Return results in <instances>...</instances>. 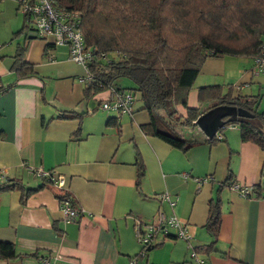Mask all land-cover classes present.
I'll use <instances>...</instances> for the list:
<instances>
[{
  "label": "crops",
  "instance_id": "crops-1",
  "mask_svg": "<svg viewBox=\"0 0 264 264\" xmlns=\"http://www.w3.org/2000/svg\"><path fill=\"white\" fill-rule=\"evenodd\" d=\"M25 27L16 2L0 0V86L10 85L0 93V173L22 186L0 193V242L12 244L16 254L0 264H38L44 257L50 264H190V250L209 244L208 255L196 253L206 264H264V152L257 145L240 141L236 127L224 129L212 144L196 126L188 128L194 132H182L183 138L199 143L184 152L144 135L148 115L138 100L130 116L105 115L99 106L108 90L85 99L82 67L64 47L46 50L50 43L29 37ZM20 49L32 72L16 79L11 65ZM200 76L202 84L227 87L232 96H257L255 112H264V74L256 73L250 58L207 59ZM197 88L186 103L204 111L211 103L200 109ZM69 113L78 117H59ZM136 158L143 167L138 187ZM28 170L61 177L63 186ZM228 176L250 192L257 188L261 198H242L228 187L216 191ZM202 177L212 181L197 188L193 179ZM65 193L80 211L70 223L58 208L57 197ZM161 194L175 201L172 208L156 198ZM215 196L220 215L214 240L204 226ZM158 213L177 218L191 239L184 242L170 230L168 237H156L151 250L143 249L135 224H152Z\"/></svg>",
  "mask_w": 264,
  "mask_h": 264
},
{
  "label": "trees",
  "instance_id": "trees-1",
  "mask_svg": "<svg viewBox=\"0 0 264 264\" xmlns=\"http://www.w3.org/2000/svg\"><path fill=\"white\" fill-rule=\"evenodd\" d=\"M33 3L35 0H28ZM52 6L76 13L78 29L84 45L92 55L88 65L90 79L83 97L112 89L137 95L140 111L146 112L148 122L141 126L144 135L155 137L182 152L199 143L183 138L184 129L194 128L197 118L213 107L235 108L253 114L261 129L250 125L227 122L216 136L205 139L212 144L219 141L228 127H236L239 139L257 145L264 152V112L257 113V96H232L231 89L203 86L196 89V101L211 103L204 111L187 106L186 100L200 68L207 59L223 57L250 58L264 54V0H51ZM27 22V15H23ZM28 26V25H27ZM30 34V27L23 28ZM54 47L47 44L45 49ZM112 58L107 60V56ZM11 69L16 79L30 74L31 67L22 61V49L13 58ZM124 79L132 88L115 85ZM0 86V93L9 89ZM199 106V105H198ZM176 107L184 109L178 114ZM60 118L78 117L61 114ZM113 124L114 119L109 118ZM219 135L220 139L217 140ZM135 185L143 177L138 158ZM231 176L217 188H229ZM46 184H50L46 182ZM22 190L20 182L3 178L0 193ZM34 190H26L25 195ZM253 188L255 199L261 198ZM71 199L65 193L62 195ZM62 196H58L59 200ZM205 228L215 240L220 215V198L209 202ZM170 235V234H169ZM168 237V235H166ZM213 244L196 250L208 255ZM16 257L12 244L0 242V260Z\"/></svg>",
  "mask_w": 264,
  "mask_h": 264
},
{
  "label": "built area",
  "instance_id": "built-area-1",
  "mask_svg": "<svg viewBox=\"0 0 264 264\" xmlns=\"http://www.w3.org/2000/svg\"><path fill=\"white\" fill-rule=\"evenodd\" d=\"M14 1L18 5L20 12L23 15H27V25L30 27V31L33 33L34 37L48 41L54 47L66 48L68 59L78 64L83 69L81 81L88 82L90 79L88 65L92 55L84 45L82 35L78 29V17L76 13L53 7L51 0H35L33 3H29L28 0ZM251 60L256 73L264 74V54L261 53ZM108 91L109 98L107 101L100 104L99 109L108 113L130 116L132 114L134 102L132 93L127 91L116 92L112 89H108ZM217 134L218 133H216L215 136ZM216 138L219 140V135ZM28 171L35 177L49 182L57 189L63 186L62 178L54 177L50 172H43L41 170ZM3 178L4 176L0 173V181ZM182 178L186 179V176L183 175ZM211 181L210 177L193 179L197 188L203 184H210ZM229 189L242 198H249L251 196L249 188L240 187L236 183H232ZM156 198L167 203L170 208L175 204V201L170 199L166 194L158 195ZM58 208L65 223L72 222L80 215V211L74 209L69 199L63 196L58 200ZM170 230L173 232L175 238L181 239L184 242H188L191 239L184 225L173 215L165 216L162 213H158V217L154 223H136L134 228L136 241L143 249L151 247L157 236H166L169 234ZM190 251V264H206L205 258L199 257L198 254L194 253L192 250ZM38 264H50V262L47 257H44L38 260ZM130 264H136V262L133 260Z\"/></svg>",
  "mask_w": 264,
  "mask_h": 264
},
{
  "label": "water",
  "instance_id": "water-1",
  "mask_svg": "<svg viewBox=\"0 0 264 264\" xmlns=\"http://www.w3.org/2000/svg\"><path fill=\"white\" fill-rule=\"evenodd\" d=\"M29 37H34L32 32H30ZM224 118L227 122L246 124L252 126L253 128L261 129L259 121L253 114H248L238 109L229 107H213L204 114H201L194 123L202 134L207 139H210L212 136H215L220 128L223 127L224 122L222 120ZM151 249L152 247H149L146 251L148 252Z\"/></svg>",
  "mask_w": 264,
  "mask_h": 264
},
{
  "label": "rangeland",
  "instance_id": "rangeland-1",
  "mask_svg": "<svg viewBox=\"0 0 264 264\" xmlns=\"http://www.w3.org/2000/svg\"><path fill=\"white\" fill-rule=\"evenodd\" d=\"M112 58V56L111 55H108L107 56V60H110ZM115 85H117V86H122V87H127V88H132V84L130 83V82H128V81H126V80H124V79H118V80H116L115 82ZM202 83H206L205 82V79H204V77H202V76H200V77H197V79H195V81H194V83H193V86H192V88H196V87H200L201 85H204V86H206L207 84H202ZM214 85H217V84H214ZM106 90H108V88L106 89ZM108 93H109V91H108ZM135 96V100H134V102H133V109H134V106H135V104H139L136 100H138V97H137V95H134ZM102 103V102H101ZM199 106H200V109H202V108H204L206 105H207V103H199L198 104ZM262 111H264V101H263V105H260V112H262ZM105 115H106V112H103ZM108 113V112H107ZM193 131V129H185L183 132L186 134V133H189V132H192ZM194 132V131H193Z\"/></svg>",
  "mask_w": 264,
  "mask_h": 264
}]
</instances>
